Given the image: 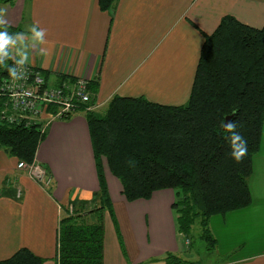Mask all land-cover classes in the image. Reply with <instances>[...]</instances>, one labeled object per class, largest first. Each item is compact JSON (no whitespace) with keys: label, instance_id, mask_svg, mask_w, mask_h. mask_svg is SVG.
<instances>
[{"label":"crops","instance_id":"0c3cea01","mask_svg":"<svg viewBox=\"0 0 264 264\" xmlns=\"http://www.w3.org/2000/svg\"><path fill=\"white\" fill-rule=\"evenodd\" d=\"M1 7L11 27L24 31L36 22L47 30L50 57L30 48L27 63L47 75L46 81L99 77V109L114 96L184 105L204 35L224 16L253 28L264 25V0H117L111 14L101 12L97 0H12ZM33 161L51 176L50 191L17 172L18 161L0 150V261L24 248L43 264H57L59 220L76 198L85 202L99 191L85 113L48 125ZM103 173L112 205L104 219L103 264H165L166 254L184 260L174 191L127 202L106 163ZM248 188V207L209 221L217 242L209 254L224 259L215 264H264V124Z\"/></svg>","mask_w":264,"mask_h":264},{"label":"trees","instance_id":"16d2710c","mask_svg":"<svg viewBox=\"0 0 264 264\" xmlns=\"http://www.w3.org/2000/svg\"><path fill=\"white\" fill-rule=\"evenodd\" d=\"M116 1L97 0L99 10L111 14ZM8 31L23 29L10 26ZM14 63L15 57L0 64V81ZM98 78L88 81L89 103H77L75 110L85 113L99 184L92 199H98L100 206L84 214V202H71L72 213L66 210L59 220L57 264H103L102 213L107 209L112 214L103 163L119 181L127 202L149 200L156 191L173 190L177 232L191 246V230L198 223L206 252L212 253L217 242L209 228L211 217L226 216L251 204L248 178L261 147L264 124V25L253 28L224 16L212 34L204 35L190 95L181 106L114 96L106 113L99 115L87 110L95 104ZM57 79L55 86L77 80L64 75ZM226 117L237 123V131L247 141L248 152L239 163L225 139L230 135L223 129ZM45 133L34 125L1 122L0 150L30 164ZM163 261L193 264L172 254H166ZM43 263L24 248L0 261Z\"/></svg>","mask_w":264,"mask_h":264},{"label":"built area","instance_id":"2783aa9c","mask_svg":"<svg viewBox=\"0 0 264 264\" xmlns=\"http://www.w3.org/2000/svg\"><path fill=\"white\" fill-rule=\"evenodd\" d=\"M16 76L18 79L14 80L8 73L0 81V123L34 125L44 134L53 121L70 118L76 112L77 103L88 104L91 98L88 81L84 79L50 86L43 75L28 64L16 66ZM87 110L94 109L88 107ZM17 169L26 172L41 188L46 190L51 186V176L38 163L18 162Z\"/></svg>","mask_w":264,"mask_h":264},{"label":"clouds","instance_id":"9594fccd","mask_svg":"<svg viewBox=\"0 0 264 264\" xmlns=\"http://www.w3.org/2000/svg\"><path fill=\"white\" fill-rule=\"evenodd\" d=\"M7 8L0 7V64H5L6 59H12L13 55L10 50H15V66L8 68L9 75L14 79L16 76V66H23L29 62V49H37V54L45 58L50 57L51 48L44 47L51 42L46 40L47 30L40 28L39 24L33 22L26 26L24 31L9 32L11 26L6 19ZM225 132L230 135L226 136L231 156L235 162L239 163L248 152L247 141L237 131V123L230 121L223 124Z\"/></svg>","mask_w":264,"mask_h":264},{"label":"rangeland","instance_id":"374dc122","mask_svg":"<svg viewBox=\"0 0 264 264\" xmlns=\"http://www.w3.org/2000/svg\"><path fill=\"white\" fill-rule=\"evenodd\" d=\"M1 5H2V3L0 2V7H1ZM10 51L12 52V55L14 57L15 50L13 49V50H10ZM55 79H56L55 76H49L48 77L47 84L50 85V86H53L50 83L56 84L57 81H58V79L56 81H54ZM94 106L95 107L97 106L96 105V101H95V104L92 105L90 108H94ZM108 106H109V103H107L106 109L103 106L104 109H105V111L102 110L103 107H100V109H99V106H97L95 112L97 114H99V115L105 114L106 111H107V109H108ZM101 111H103V112H101ZM74 113L76 114L78 112H74ZM21 162H23V161H21ZM23 163L29 164V163H26V162H23ZM15 169L17 170V172L20 171V170L17 169V167ZM20 172H22V171H20ZM23 174H25V173H23ZM51 185H52V183H51ZM18 190L19 189H17V196L19 194V191ZM84 201H85L84 202V205L81 207V210H82V212H84V214H87L88 212H91L93 209H96L97 210L99 208V206H100V202H99L98 199H92V198H90L89 200H84ZM73 202H76L77 205H79V199L78 198H76L75 201H73ZM72 207H73L72 205L69 206V208L67 209L68 210L67 211L68 213H72ZM102 214H103V222H104V219L106 218V215L108 214V210L105 209ZM181 240H182L181 244L184 246L183 247L184 248V252L186 253L184 255V257H185V259H188L189 262H195L196 264H215L216 261H224L223 258L222 259H220V257L216 258L215 256H213V254H209L210 252H208L206 254L207 255L209 254V256H211V259H207L206 254H205V252H206L205 251L206 250V245L200 239V226L198 225V223H195L193 225V227H192V230H191V246L189 244H188L189 247H188V245H186V241H188V240H185L183 238ZM189 253L191 254L190 256H188ZM200 257L203 260H201Z\"/></svg>","mask_w":264,"mask_h":264},{"label":"water","instance_id":"95a60500","mask_svg":"<svg viewBox=\"0 0 264 264\" xmlns=\"http://www.w3.org/2000/svg\"><path fill=\"white\" fill-rule=\"evenodd\" d=\"M7 71H8V68H6V69L4 70V74H6ZM230 118H231V117H226V118H225V123H228V121H229ZM223 129H224V128H223Z\"/></svg>","mask_w":264,"mask_h":264}]
</instances>
